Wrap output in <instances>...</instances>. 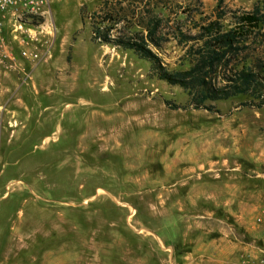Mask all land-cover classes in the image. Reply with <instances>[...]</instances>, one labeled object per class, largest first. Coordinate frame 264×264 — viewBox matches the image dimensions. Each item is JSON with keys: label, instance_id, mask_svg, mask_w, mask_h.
<instances>
[{"label": "rangeland", "instance_id": "1", "mask_svg": "<svg viewBox=\"0 0 264 264\" xmlns=\"http://www.w3.org/2000/svg\"><path fill=\"white\" fill-rule=\"evenodd\" d=\"M105 1L48 0L50 56L0 62V264H257L264 105L237 95L194 108L150 61L91 38ZM158 1L168 38L156 51L185 69L192 40L178 30L218 11L229 25L259 0ZM255 56L264 41L241 59ZM215 238V259H201Z\"/></svg>", "mask_w": 264, "mask_h": 264}, {"label": "trees", "instance_id": "2", "mask_svg": "<svg viewBox=\"0 0 264 264\" xmlns=\"http://www.w3.org/2000/svg\"><path fill=\"white\" fill-rule=\"evenodd\" d=\"M150 1L125 11L124 7H115L116 1L106 0L89 15L91 38L129 49L150 61L159 78L189 92L190 105L194 108L215 112L218 110L207 100L237 95L252 97L242 105H264V58L255 56L249 64L241 59L246 51H254V45L264 41V0H259L250 10L229 12V25L223 22L226 12L218 11L213 17L203 16L195 25L194 34L178 30L174 36L177 41L192 40L188 50L190 65L185 69H167L158 56L162 41L168 37L161 30L165 18L155 9L164 4L158 0L150 4ZM221 3L222 0H217V4Z\"/></svg>", "mask_w": 264, "mask_h": 264}, {"label": "built area", "instance_id": "3", "mask_svg": "<svg viewBox=\"0 0 264 264\" xmlns=\"http://www.w3.org/2000/svg\"><path fill=\"white\" fill-rule=\"evenodd\" d=\"M32 18L39 20L33 22ZM54 30L48 0H0V62L12 66L15 58L37 62L49 57ZM255 222L262 226L264 234V205ZM257 264H264V258Z\"/></svg>", "mask_w": 264, "mask_h": 264}, {"label": "crops", "instance_id": "4", "mask_svg": "<svg viewBox=\"0 0 264 264\" xmlns=\"http://www.w3.org/2000/svg\"><path fill=\"white\" fill-rule=\"evenodd\" d=\"M18 58H15V65H14V67L15 66H17V62H16V60H17ZM21 61L22 62H24V61H27L26 59H21ZM29 61V60H28ZM30 62V61H29ZM19 65H21L22 66V64H20V63H18ZM24 69V66H23V68H21V69H19V70H23ZM220 241V238L218 239V238H215V239H212V240H205V243L208 245V246H210V247H208L207 249H208V251H203L202 252V257H201V259H203V257H205L206 258V260H213V259H215V252H218V248L215 246V244L217 243V242H219ZM208 262V261H207Z\"/></svg>", "mask_w": 264, "mask_h": 264}]
</instances>
